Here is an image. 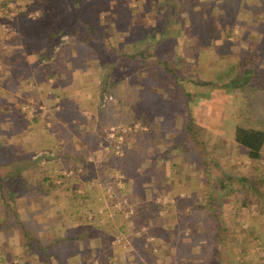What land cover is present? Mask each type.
I'll list each match as a JSON object with an SVG mask.
<instances>
[{"label": "crops", "instance_id": "obj_1", "mask_svg": "<svg viewBox=\"0 0 264 264\" xmlns=\"http://www.w3.org/2000/svg\"><path fill=\"white\" fill-rule=\"evenodd\" d=\"M6 25L8 23L3 25L6 29L1 28L0 23V54L3 56L0 71L2 68L4 74L8 70L17 73L8 75L7 82H0L3 102L0 110L3 119L0 121V264H108L109 260L110 264H135L141 256L133 239L130 241L129 233L116 243L112 240L104 243V230L96 228L97 223H78L68 218L77 215L68 204V199L77 194L85 201L93 198L100 204L93 213L102 212L101 208L105 209L102 214L110 211L104 207L107 197L102 198L107 182L104 176L99 177V169L92 173L104 161L101 158L95 162L96 155L106 151L105 135L112 125H107L106 120L102 122L99 113V108L103 109L108 102L98 95L101 70L95 61L90 62L91 55L77 63L73 60L74 52L60 59L68 52L59 51L49 43L46 52L35 45L32 48L28 41L35 38L34 27L27 18L17 15L13 24ZM6 77L3 76L2 82ZM17 102L20 106L33 105V116L29 117L19 105L17 108ZM12 103L16 106L14 113L8 106ZM37 104H43L44 111L36 109ZM231 142L232 146L236 145L234 140ZM170 145L163 146L162 150L167 152L168 161L163 156L161 160L154 157L160 152L155 149L146 177L129 178L132 181L129 198L139 214L155 217L156 198L164 197L168 199L164 208L168 215L193 216L188 222L177 218L162 221L158 226L163 233L156 228L155 233H159H151L154 240L141 232L140 245L161 263H167L168 258L178 254L175 264H264V144L257 163L261 172L254 170L256 163L247 160L252 173L259 175L258 187L253 188L249 182L245 185L246 195L237 200L229 193L231 181L220 188L216 172L206 177L207 170L199 163H191L195 177L178 178L185 162L183 167L179 164L177 171L171 166L167 168L175 155L171 150L176 149ZM209 146L211 151L213 147L218 148V140H210ZM236 148L245 159L244 147L237 145ZM208 151L209 163L217 164V150ZM228 157L227 163L232 164L234 156ZM161 166L162 169H158ZM152 167L157 169L154 171ZM46 168L51 173L48 178L42 174ZM134 182L137 188L142 186L146 191L142 198L135 200ZM179 182L185 188L180 189ZM44 183L52 186L46 188ZM13 201L15 207L11 208ZM237 211L240 217L235 223ZM28 216L36 220L34 232L24 224ZM183 225L189 227L190 238L186 237L188 228L184 230V237L178 233ZM153 228L154 224L149 229L153 231ZM121 229L118 226V232ZM236 231L239 234L235 237ZM108 247L110 250L106 251Z\"/></svg>", "mask_w": 264, "mask_h": 264}, {"label": "rangeland", "instance_id": "obj_2", "mask_svg": "<svg viewBox=\"0 0 264 264\" xmlns=\"http://www.w3.org/2000/svg\"><path fill=\"white\" fill-rule=\"evenodd\" d=\"M9 1L11 7L6 9L5 12L3 11L0 13L1 28H5L2 23H8V25H6L7 27L13 24L17 15L24 19L27 18L28 23L34 27L33 32L35 35L32 41H28L31 44L30 46L32 48L34 45L35 47L38 46L40 49H44L45 52L48 46L45 40L49 37L48 35L51 32L50 28H54L64 22L71 25L72 22H70L69 19L70 15H75L72 13L71 9L73 0ZM118 1L122 4L121 6L124 11L128 10L125 12H127V15L132 19L131 25L126 24L119 30L117 22L118 14L115 13V10L110 12L107 8L118 4ZM150 1H155L154 5H156V7L154 10L150 8L147 9L143 0H92L90 2L92 11L91 17L94 21L101 24L98 27L101 32L103 31L105 33L104 36L99 37L98 42L99 45L101 44V46L106 49L104 52L107 54L106 64L116 66V69L114 66L110 67L112 68L111 72L115 71L114 74L111 75H116L112 79H108L112 82L111 86L103 87V89H101V84L99 86L101 91H99L100 93L98 95L105 101H108L103 109L99 108V113H102L101 118L104 116L106 119H108L109 115H112L110 117L114 118V122H111V124L118 123V125H113L118 126V128L130 126L133 123H136V127L118 131V133L122 132L119 153L112 151L110 147L111 140L106 134V151L101 155H96L98 160L95 162L98 163L101 158H104V161L101 162L100 167L98 166L93 169L92 173L95 174V170L99 169V177L102 179L104 176L107 182L104 187L106 189L104 191L105 195L103 194L102 198L107 197V199H104V202H106L104 207L109 208L110 211L102 214V212H105V209L103 210L101 208L102 212H97L99 214L93 213L92 210L97 207L99 208L100 204L93 198L85 201L77 196L76 198L73 197V199H68V204L70 203L69 205H72L73 209L77 211V215H70L68 218H72L71 221L73 222L77 221L79 223V221H82L93 225L96 224L98 220L99 224L96 228H102L101 230H104V243L111 242V240L116 243V235L120 234L123 237V235L126 236L129 233L128 237L130 241L133 239L135 247H137V252L141 256V259L135 264H175L178 261V254L168 258L167 263L156 262L150 251L140 245L142 242L140 239L143 236V234L141 236V232H145V237H151V239L154 240L151 233H159H155L156 228L161 231L160 234L163 233L160 229L161 227L158 226L162 221H173L177 218L179 221L182 220L184 222L187 220L188 222V219L193 215H185L183 213L181 214L183 216L168 215V210L164 212V208H166L165 204L168 203V199L164 197L156 198L154 206L156 207L157 215L155 217L157 218L153 215V220L150 215L139 214L136 205H132L133 203L129 198V191L130 189L132 190V181L129 178L136 175L139 178L146 177L147 169L149 168V159L153 155L155 149H160V152L155 154L154 157H159L158 159L161 160L163 156L164 159L166 157L168 161L167 152L162 151L164 150L163 146H167L168 144H171L170 146L176 149L175 151L171 150V153L175 155L171 159L172 163H170L167 168L171 166V168L173 167L172 170L177 171L176 168L178 169L179 164L183 167L185 162L183 173L178 178L195 177L193 170L195 163H199L203 168L207 164L205 168L210 169V163H200L202 156H207L209 154L208 149H210V152H214L215 149L217 150L215 151V157L217 156L215 159L218 163L214 165L213 171L216 172L218 176L230 173L235 176L253 174V170L250 169L249 165L251 161H247V158L244 159L242 152L236 148L237 145L241 146L240 144L232 146V136L230 133H232L236 124L242 125L256 118L264 119V93L261 91H250L244 96V94H240L238 91V94L234 95L227 79H229L228 75L233 74L235 71V54L239 53L244 48L248 49L249 45H254L256 42L255 40L248 43V41L245 40L246 36L249 37V34L246 33L250 30V25L258 27L257 30L250 32L251 38H253L256 32L262 33L261 47L264 49V21H262L264 19V0H189L186 6L179 12V16L175 21L173 19L169 27L165 29L164 37L160 35L161 38L156 45L152 41L154 38L153 33L157 34V30L162 27L161 24L164 22V18H166L168 14H174L176 10H172L169 6L167 9H164L165 13L164 11H160L159 13L156 8L164 7L166 4L168 5L169 0ZM184 1L185 0H183V2ZM173 2L176 5L175 1ZM177 2L182 3L181 0H177ZM177 7L179 8L180 5ZM20 9L23 11H20ZM10 11L13 12L11 14V19L8 18ZM17 11L20 12L17 14ZM205 16H208L211 22L208 21V23L206 22L207 20L203 22L199 20ZM191 18H193V20ZM251 19H255V22L246 24L243 27V32L239 31L243 22L249 23L252 21ZM120 23L122 24V21ZM174 23L177 26H175ZM136 26H139V28L135 29ZM54 30L60 33L61 29L56 28ZM79 31L80 26L76 25L73 33H79ZM151 32L153 33L151 34ZM61 34V37L65 35L66 39L70 38L65 34V31ZM119 35H126L127 37L118 44ZM69 40H60V42L54 45L55 47L59 45V51L63 50L64 52H68L67 55L60 56V59H66L65 56H71L70 52H74V50L70 48H75L76 50H87L88 48L84 44V40L77 46L72 45V43L70 44L71 41ZM189 42L193 43V45L188 46ZM153 45L155 47V49H153L154 53L149 55L145 62L135 68L136 59L129 58L126 54L134 53L136 50L143 49L145 46L151 48ZM1 50L2 49H0V52ZM29 50L32 49L30 48ZM1 55L2 54H0V62L2 63L1 60L3 56ZM90 59L91 63H94L93 61L96 62L95 64L98 65L97 68L101 70L100 74L103 76L101 59L97 56L90 57ZM161 61L176 72L177 77L175 79L171 78V73L163 69ZM76 62L80 63V60ZM115 63H118V65H115ZM12 73L14 75L17 71L8 70L4 74V70L1 68L0 82H7L8 75L11 76ZM4 75H7V77L2 82ZM21 79H24V77ZM164 80L167 82L166 85H163ZM201 80L205 81L198 84L194 82ZM224 80L226 86L222 85ZM168 82H172V84L175 83V85H169ZM179 87H183V89L188 92V95L178 93L179 91L177 90ZM95 88L97 87L95 86ZM1 95L2 87L0 88V110L3 107ZM117 102L118 111H113V113L106 112V108L107 110H112L113 108V106L107 107L108 104L112 103L117 105ZM132 103H136V107L139 109L138 113L140 112L141 114L139 117H142L141 119H144L145 122H142L139 117L137 119L134 118L137 114L135 112V106L132 105ZM16 105L18 108V105L20 106L19 102H17ZM23 105L24 104H22V106ZM8 106H10V112L14 113L16 106H14L13 103ZM22 106L20 107L22 108ZM186 110L188 113L185 114ZM185 118L191 119L194 123L202 125V147L198 146L197 150L194 148L191 137L184 133V127L186 126L184 122ZM0 121H3L1 112ZM134 130H141V133L126 135V132ZM136 134H138V137L135 136ZM212 139L218 140L219 146L218 148L213 147L211 151L209 145ZM122 145H124L123 149ZM176 151L178 153H176ZM228 155L234 156V164L227 163L226 159ZM229 160L228 157V161ZM188 165L190 167H188ZM217 165L220 166L218 167ZM152 168L154 171L157 169V167ZM158 169H162V166L161 168L158 167ZM189 169L190 171H188ZM254 170L261 172L258 165H254ZM43 173L46 176L51 175L47 168L44 172L42 171V174ZM93 174L92 176H94ZM115 174H118V184L116 183ZM218 176L216 180L220 179V176ZM133 184L136 186V193H133L134 200L142 198L144 192H146L145 189H143L142 186L137 188L136 182ZM229 184H232V190L229 193H231L230 195L233 194L232 196L235 200L246 195L247 187L245 185L248 184V182L232 179ZM178 185L180 189L185 188L180 182ZM158 196H162V194H158ZM121 199L125 200L121 208L116 207L114 202ZM151 204H153V201H151ZM10 206L11 208L15 207L14 201L10 203ZM86 208L89 209V211L85 212ZM81 213L82 215H80ZM84 216L85 218L82 219ZM239 217L240 213L237 211L234 219L235 223L238 222ZM60 218L58 217V219ZM14 219L11 220L14 221ZM11 220L10 222H12ZM24 224H27L28 229H33L31 232L35 231L37 223L33 217L29 218L28 216ZM153 224L154 228L152 231V229L149 228H152ZM118 226L122 227L121 232H118ZM185 228H188V230H186V237L190 238L191 232L189 231V227H185V225L181 227L178 233L181 237H184L183 233ZM237 234H239V231L234 232L235 237ZM152 247L153 246H151V248ZM104 248L106 249V246ZM114 248H118V246ZM109 250L110 248L108 247L106 251ZM104 253L105 255L108 254V252L105 251ZM123 261L124 260L121 259V262ZM111 262L112 261L109 260L107 263L110 264ZM116 264H118V262Z\"/></svg>", "mask_w": 264, "mask_h": 264}, {"label": "trees", "instance_id": "obj_3", "mask_svg": "<svg viewBox=\"0 0 264 264\" xmlns=\"http://www.w3.org/2000/svg\"><path fill=\"white\" fill-rule=\"evenodd\" d=\"M92 0H73V5H72V13H74L75 15H70V22H72L71 25H68L66 22H64L63 24H59L58 26L54 27V28H50V34L48 35L49 37L46 38L45 42L46 45H48L47 43H49V45L53 46L55 45V43L57 44L58 42H60V40H64V41H71L70 44L72 43V45L77 46L79 44H81V42H83L84 40V44L88 47L87 50L82 49V50H76L75 48H70L74 50V55H73V60L75 61H83L86 57H88V55L90 57L93 56H97L101 59V64L103 65V76H101V89H103V87H109L111 86V81H109L108 79H112L115 76H112L111 74H114V72L112 70V68H110L111 66L113 67L114 65L110 64H106V60H107V54H105L104 52L106 51L105 48H103V46H101V44L99 45V37H102L105 35V33L102 31H100L99 27L101 24L98 23L97 21H94L91 17L92 11H91V2ZM99 1V0H98ZM176 3V5L174 4V2ZM182 3H178L177 0H169V4L165 5L164 7H158L156 8L157 11H164V9H167L169 6L172 10H176V12L174 14H168V16L166 18H164V22L161 24L162 27L157 30V34L151 32V34H154V38H153V42L156 45L157 42L160 40L161 36L164 37V33H165V29H167L171 23V21L175 19L179 16V12H181V10L184 8V6H186V4L189 2V0H185L183 2V0H181ZM145 7L150 8L151 10H154V8L156 7V5H154L155 1H150V0H143ZM122 4H120V1H118V4L112 6V7H107L108 10L111 11H116L115 13L118 14V30L122 29V27H124V25L129 24L131 25V18L127 15L128 10H125L122 8L121 6ZM180 7L178 8L177 6ZM193 20V18H191ZM190 19V20H191ZM189 20V21H190ZM199 20L206 21V22H211L210 18H208V16H205L204 18H200ZM198 20V21H199ZM252 20V19H251ZM255 19H253L251 22L247 23V22H243V25L240 27L239 31L243 30V27L246 24H250L254 21ZM122 21V24L120 23ZM264 21V19L262 20ZM208 22V23H209ZM79 23V24H78ZM173 24V23H172ZM254 24V23H253ZM256 24V23H255ZM258 24V23H257ZM80 26V31L79 33H73L74 27L75 26ZM175 26H177L174 23ZM56 28H60L62 30H60V33L55 32L54 29ZM139 28V26H136L135 29ZM258 27H255L253 25H250V30L248 31L249 37L246 36L245 40L248 41V43L255 41L254 45H249V48L246 49H242L239 53L235 54L236 56V67H235V71L233 72V74L228 75L229 79H227L228 84L231 85V90L232 93L238 94V91L240 92V94H244V96H246L247 92H253V91H261L264 93V49L261 47L262 46V42H261V36L262 33L261 32H256L255 35H253V38H251V31L253 30H257ZM53 30V32H52ZM63 31H65V34L68 35V39L65 38V35L61 37V33H63ZM68 31V32H67ZM243 32V31H242ZM57 33V34H56ZM228 35V33H227ZM225 35V36H227ZM58 36V37H57ZM120 36V35H119ZM126 35H122L119 37L118 40V44L121 43L122 41H124L126 39ZM66 40H65V39ZM75 38V40H74ZM77 39V40H76ZM163 39V38H162ZM161 39V40H162ZM156 42V43H155ZM68 43V42H67ZM189 45H193V43L189 42ZM48 47V46H47ZM59 47V45H58ZM66 47V46H64ZM155 47L153 45V47L148 48V46H145L143 49H138L136 50L134 53L131 54H126L129 58H135L136 60V64H135V68L138 67L140 64H142L143 62L146 61L147 57H149V55H152L154 53ZM78 57V58H77ZM105 58V59H104ZM105 60V61H104ZM75 61V62H76ZM162 63V67L164 70L168 71L169 73H171L172 77L171 78H176V72L174 70H172L170 67H168L167 64H164L163 61H161ZM118 65V63H115V65ZM132 66V64H131ZM116 66H114L115 68ZM116 69V68H115ZM131 69V68H130ZM238 72V73H235ZM205 81V80H204ZM203 80L201 81H194L198 83H203ZM166 81H163V85H166ZM169 85H175V83L172 84V82H168ZM222 85L226 86L225 80L222 82ZM177 90V89H176ZM179 91L178 93H182V94H186L188 95V92H186L183 87H179V89L177 90ZM117 101H118V96H117ZM134 102V101H133ZM132 105L135 106V112L137 114V116H135L134 118L137 119L141 114L140 112L138 113V108L136 107V103H132ZM109 106H113L112 110H107L106 108V112H112L113 111H118V102L117 105L116 104H108L107 107ZM104 113V112H103ZM188 113L187 110L185 112V114ZM106 114V113H105ZM188 115V114H187ZM100 116H102V113H100ZM106 116V115H105ZM108 116V114H107ZM112 115H109L108 119H106L104 116L102 119L107 121V125L111 124V122H114V118L110 117ZM140 119L142 117H139ZM142 122H145L144 119H141ZM253 120V121H252ZM250 121H247L245 124L242 125H238L236 124L234 126V129L232 131L231 134V139L234 140V142L236 144H240L241 146L244 147L245 149V157L250 160L253 163H256V165H258L257 163H259L261 157H262V146L264 144V119L260 118H256V119H252ZM185 122V127H184V133L187 134L188 136L191 137L194 148L197 150L198 146L202 147V125L198 124V123H194L193 121H191V119H186L184 120ZM192 124V125H191ZM112 125H118L117 124H112ZM136 131V132H135ZM135 133H141V130H134V131H128L126 132V135L128 134H135ZM136 137H138V134L135 135ZM122 145V149H123ZM141 156V155H140ZM142 158V157H141ZM202 163H209L210 159H208L206 156H202L201 159ZM214 165H216L215 162H211L209 164V166H211V168H205L207 166V164L204 166V170L206 171V177H208L207 175H209L210 172L213 171V167ZM214 172V171H213ZM218 176V175H217ZM220 176V175H219ZM218 176V177H219ZM45 178H48L47 176H44ZM232 179H236L237 181H246V182H250V186H253V188H257L258 187V181H259V175L258 173H253L251 174V176L248 175H243V176H235L230 174H223L220 176V179L217 180L218 182V186L220 188H224L226 181H231ZM46 186V188H49V186H52V184L49 185V183H44V187ZM45 188V189H46ZM48 190H44L43 192H47ZM42 192V191H41ZM79 196L81 197V195L77 194L76 196H74L75 198ZM85 218V216H84ZM97 224H99L98 220L96 221Z\"/></svg>", "mask_w": 264, "mask_h": 264}, {"label": "built area", "instance_id": "obj_4", "mask_svg": "<svg viewBox=\"0 0 264 264\" xmlns=\"http://www.w3.org/2000/svg\"><path fill=\"white\" fill-rule=\"evenodd\" d=\"M9 7H11V4H10L9 0H0V13L3 12V11L5 12L6 9H8ZM12 13L13 12L10 11V13L8 15V18L11 19V14ZM2 25H5V23H2ZM35 107L38 110L44 111V105L43 104H37ZM22 109H24L27 112L29 117L33 116V111L35 109L33 105L24 104L22 106ZM130 127H136V123H133L130 126L121 127V128H118V126H113V125L108 127L106 134H107L108 138L111 140L110 141V147H111L113 152H115V153H119L120 152V142H121V139H122V135H121L122 132L118 133V131H124L125 129H130ZM115 175H116V183L118 184L119 183L118 174H115ZM124 201H125L124 199L117 200V201L114 202V205L116 207H120L121 208V206H122ZM121 239H122V236L120 234L115 236V242H118ZM148 239H151V237H149Z\"/></svg>", "mask_w": 264, "mask_h": 264}]
</instances>
